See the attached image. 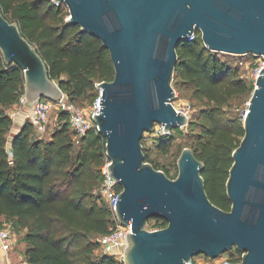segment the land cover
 I'll use <instances>...</instances> for the list:
<instances>
[{
	"label": "water",
	"instance_id": "95a60500",
	"mask_svg": "<svg viewBox=\"0 0 264 264\" xmlns=\"http://www.w3.org/2000/svg\"><path fill=\"white\" fill-rule=\"evenodd\" d=\"M65 3L69 23L101 41L115 75L96 84L101 109L93 114L106 139L108 175L118 182L116 213L131 224L125 264H184L199 254L215 259L236 248L242 260L264 264V67L243 121L226 182L230 210L206 191L204 162L191 147L178 158L172 178L147 162L145 133L189 124L173 104L177 49L199 29L207 48L230 54L264 55V0H53ZM0 51L25 75L28 99L60 100L65 93L37 47L0 7ZM167 225L148 229L149 219Z\"/></svg>",
	"mask_w": 264,
	"mask_h": 264
},
{
	"label": "trees",
	"instance_id": "16d2710c",
	"mask_svg": "<svg viewBox=\"0 0 264 264\" xmlns=\"http://www.w3.org/2000/svg\"><path fill=\"white\" fill-rule=\"evenodd\" d=\"M0 7L37 47L68 101L76 104L91 96V103L99 95L96 84L113 80L109 50L79 25L69 23L61 4L0 0ZM177 51L172 84L189 86L192 99L199 103L189 121L190 130H196L192 149L204 162L209 198L230 210L226 182L234 150L245 134L243 119L230 108L234 100L244 101L255 86L241 74L239 64L233 66L221 52L207 48L198 29ZM24 93V71L15 63L7 64L0 51V216L16 232H23V264H118L97 251V237L117 224L97 191L108 163L105 137L93 126L76 141L69 112L59 108L58 125L50 138L39 137L26 120L9 141L14 121L8 110ZM181 133L183 129L177 127L153 137L154 143L167 154ZM142 143L146 161L176 177L167 164L151 157L145 136ZM151 219H155L153 229L167 225L161 217Z\"/></svg>",
	"mask_w": 264,
	"mask_h": 264
},
{
	"label": "built area",
	"instance_id": "2783aa9c",
	"mask_svg": "<svg viewBox=\"0 0 264 264\" xmlns=\"http://www.w3.org/2000/svg\"><path fill=\"white\" fill-rule=\"evenodd\" d=\"M199 30V29H198ZM201 32V31H200ZM196 30L190 36V39L195 37ZM249 65H253L255 67L254 72V80L264 67V55L256 56L251 59ZM101 92L94 99L88 107H80L77 104L68 101L66 96L64 95L60 100L53 101L48 98H36L30 100L27 98L24 93L19 102L17 103L18 107H24L26 109L25 116L28 121L33 125V129L35 133L39 137H44L47 133L50 123V115L54 108L57 106L58 108H63L69 112L70 115V123L71 127L75 131L74 138L76 141L85 135L86 132L96 126L93 120V114L98 113L101 109ZM176 107V106H175ZM177 108V107H176ZM178 109V108H177ZM19 109H12L9 111L10 116L14 119L16 112ZM189 116L188 109H178ZM14 121V120H13ZM153 137L160 136L162 134H167L164 130V126L160 124H156L153 130ZM108 163H111V161ZM108 163L103 167L102 171L104 174L103 181L101 182L97 191L102 195L108 205L114 212L115 218L117 220V224L115 228H113L110 232L101 234L97 237L98 249L97 251L102 254H106L112 256L116 259L118 264H125L124 257L127 246L129 245V240L127 238V233L131 231V224L122 225L118 220L116 213V202L119 199L118 194L122 191V187L118 184L117 181L111 179L108 175ZM14 229L11 223H6L0 226V248L5 252V262L3 264H23V261H13L11 259V251L15 247L14 239ZM236 249V248H235ZM238 255L235 256L233 254L224 253L218 258L210 259L205 261L204 264H232L242 260L243 253L236 249ZM184 264H198L196 261L191 259L190 261Z\"/></svg>",
	"mask_w": 264,
	"mask_h": 264
},
{
	"label": "rangeland",
	"instance_id": "374dc122",
	"mask_svg": "<svg viewBox=\"0 0 264 264\" xmlns=\"http://www.w3.org/2000/svg\"><path fill=\"white\" fill-rule=\"evenodd\" d=\"M61 6L63 7L64 13H68L66 15V18L69 17V9L66 6L65 3H62ZM220 56L226 60L228 63L231 65L235 66L238 65L240 66V72L243 76L247 77L248 80L252 81L255 86V80H254V72H255V67L253 65H249V62L251 59L255 58L256 56L251 55V54H230V53H220ZM174 89H175V97L173 100V104L178 108V109H188L189 110V121H191L193 118V114L196 111V109L199 106V103L195 100L192 99V89L184 84H177L173 83ZM253 93V92H252ZM252 93L244 98V101H241V99H237L233 101V104H231V108L234 112V114L238 113L240 117L243 119L244 116V111L247 110L249 101L251 98ZM92 97H87L84 99H79L77 100V103L80 107H88L91 103ZM12 108L8 110L11 111ZM58 114H59V108L57 106H54L51 115H50V123H49V128L47 133L44 135V138H50L52 135L53 130L57 127L58 125ZM17 123H13V127L11 131L9 132L8 140L10 141L13 137V135L16 132V129L18 128ZM183 129V133L176 135V137L173 140L172 146L170 148L169 153H163L161 150H159L155 143H154V138H153V133H145V141H146V146L149 147V151L151 154V157L154 158L155 160L167 164L171 171V175L175 176L178 174V158L182 152V150L186 147H191L194 143V137L193 133L195 131H191L189 128V124L181 127ZM152 137V140L150 139ZM8 141V142H9ZM177 176V175H176ZM0 222L3 224L10 223L9 221H6L3 216H0ZM155 222V219H151L149 223H147V228L148 229H153L152 224ZM14 239L15 240V247L11 251V256L17 261H22L21 255L23 254V250L25 248V243L22 241V235L23 232H16L14 230ZM226 254V253H225ZM227 254H233L235 256L238 255L237 251L235 248H233L231 251H228ZM23 257V256H22ZM194 260L198 264H204L205 261H208V257L205 256L204 254H199L194 257Z\"/></svg>",
	"mask_w": 264,
	"mask_h": 264
},
{
	"label": "crops",
	"instance_id": "0c3cea01",
	"mask_svg": "<svg viewBox=\"0 0 264 264\" xmlns=\"http://www.w3.org/2000/svg\"><path fill=\"white\" fill-rule=\"evenodd\" d=\"M12 109L14 108H16V109H19L17 112H16V114H15V116H14V123H17L18 124V128L16 129V132L15 133H17V132H19V130L21 129V127H22V125L24 124V122L27 120L26 119V116H25V111H26V109L24 108V107H18L17 106V103L16 104H14L12 107H11ZM10 255H11V253H10ZM23 254L21 255V258H22V261H23ZM5 252L0 248V264H3L4 262H5ZM11 259L13 260V261H17L16 259H14V255H13V257L11 256Z\"/></svg>",
	"mask_w": 264,
	"mask_h": 264
}]
</instances>
